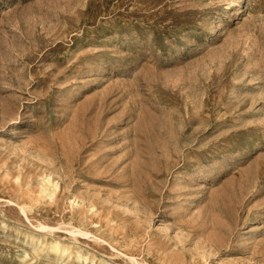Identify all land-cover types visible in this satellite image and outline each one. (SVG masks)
<instances>
[{"label":"rangeland","instance_id":"1","mask_svg":"<svg viewBox=\"0 0 264 264\" xmlns=\"http://www.w3.org/2000/svg\"><path fill=\"white\" fill-rule=\"evenodd\" d=\"M0 264H264V0H0Z\"/></svg>","mask_w":264,"mask_h":264},{"label":"bare ground","instance_id":"2","mask_svg":"<svg viewBox=\"0 0 264 264\" xmlns=\"http://www.w3.org/2000/svg\"><path fill=\"white\" fill-rule=\"evenodd\" d=\"M66 249V248H65Z\"/></svg>","mask_w":264,"mask_h":264}]
</instances>
